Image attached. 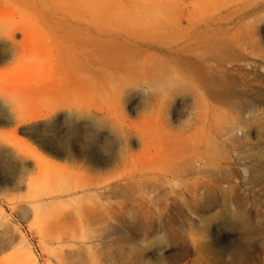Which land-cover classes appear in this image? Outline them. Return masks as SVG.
<instances>
[{"label":"rangeland","instance_id":"obj_1","mask_svg":"<svg viewBox=\"0 0 264 264\" xmlns=\"http://www.w3.org/2000/svg\"><path fill=\"white\" fill-rule=\"evenodd\" d=\"M134 1L167 15L142 60L174 75L131 99L72 36L123 0H0V264H264V181L250 179L264 159V10L243 8L264 0ZM181 13L236 55L209 63L238 98L205 102L187 76L171 92L175 60L204 46L169 35L168 20L188 28ZM205 112L224 154L191 153L187 169Z\"/></svg>","mask_w":264,"mask_h":264},{"label":"bare ground","instance_id":"obj_2","mask_svg":"<svg viewBox=\"0 0 264 264\" xmlns=\"http://www.w3.org/2000/svg\"><path fill=\"white\" fill-rule=\"evenodd\" d=\"M243 8L264 10V1H251V3L243 5ZM156 9L134 0H123L119 8L111 9V14L107 18L109 22L105 26L78 23V26L72 31L74 32L72 36L84 32L85 40L82 41V50L87 58V68L94 71V74H97L96 76H99L97 78L105 87L118 84V87L122 88L131 99L137 96H145L147 93L145 87L157 90L164 89L169 76L174 73L168 62H165L163 67L160 64L158 71L157 68L151 67L142 60L147 52L161 50L163 47L162 42L165 41L163 29H160L157 25L162 23L167 15L164 14L161 8ZM130 13L135 14L137 17L129 19L128 14ZM189 15L190 13L180 14V16L187 19L188 28H183L168 20L166 23L169 27L167 31L175 39L177 38L180 41L194 39L203 43L204 46L201 51L195 53L196 61L182 57L175 60L174 64L182 73L180 77H173L170 87L171 92L180 89L181 76H187L200 87L204 98L209 97L213 101L219 102L238 98L236 94L237 86L224 75H214L211 72L209 63L211 59L221 63L227 59L235 58L236 55L228 49L225 43L219 42L210 46L206 45V38H208L206 31L197 29L198 27L190 22ZM222 19L220 18L218 21ZM206 27V23H203V28ZM100 61L106 62V65L104 66ZM123 72L126 73L125 77L120 78L117 76V74ZM204 100L206 102V98ZM201 125V135L193 136L186 147L189 149L188 152L187 149L183 152L187 169L194 168L193 162L195 161L192 159L191 153L200 157L203 164L213 162V159L221 158L224 154L221 145L211 138L208 133V116L206 112ZM204 155H207V157L205 158ZM250 179L254 182L264 181V159L259 160L252 166ZM238 217L242 218L240 215Z\"/></svg>","mask_w":264,"mask_h":264}]
</instances>
